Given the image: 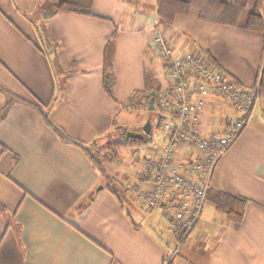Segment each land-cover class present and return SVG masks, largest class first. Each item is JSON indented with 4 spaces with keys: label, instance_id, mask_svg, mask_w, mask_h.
Instances as JSON below:
<instances>
[{
    "label": "crops",
    "instance_id": "obj_1",
    "mask_svg": "<svg viewBox=\"0 0 264 264\" xmlns=\"http://www.w3.org/2000/svg\"><path fill=\"white\" fill-rule=\"evenodd\" d=\"M39 2L0 0V85L47 111L61 132L87 150L59 138L25 103H13L0 118V264H264V92L210 182L212 189L247 200L242 220H228L208 198L178 247L160 210L132 213L105 187L88 156L95 142L103 144L119 128V118L128 117L122 109L139 112L144 73L155 57V27L176 52L207 54L247 90L257 80L264 32L202 20L196 8L162 24L158 0H92L90 16L46 17ZM32 20L40 27L34 29ZM111 39L115 82L109 97L102 71ZM56 56L68 76L59 92ZM132 95L136 102L129 103ZM4 98L0 92V104ZM212 109L211 122L219 115L217 105ZM106 161L105 173L126 185L125 173H115ZM98 184L104 187L95 193Z\"/></svg>",
    "mask_w": 264,
    "mask_h": 264
},
{
    "label": "built area",
    "instance_id": "obj_2",
    "mask_svg": "<svg viewBox=\"0 0 264 264\" xmlns=\"http://www.w3.org/2000/svg\"><path fill=\"white\" fill-rule=\"evenodd\" d=\"M150 48L166 71L158 112L167 119L157 123L160 141L150 142L149 152L137 159L139 183L128 193L138 208L160 210L178 247L201 218L217 161L246 125L258 80L247 90L206 55L176 52L157 27ZM215 105L219 115L211 122ZM107 157L114 160L111 152Z\"/></svg>",
    "mask_w": 264,
    "mask_h": 264
},
{
    "label": "trees",
    "instance_id": "obj_3",
    "mask_svg": "<svg viewBox=\"0 0 264 264\" xmlns=\"http://www.w3.org/2000/svg\"><path fill=\"white\" fill-rule=\"evenodd\" d=\"M38 8L39 11L48 12L49 16L60 13H77L90 16L92 15V0H40ZM190 8H196L198 10L199 18L205 21L264 32V0H158L156 12L158 19L162 24H171L176 14H185ZM113 45V39H111L105 45L103 53L102 88L109 97H112V90L115 82L113 75ZM203 55L208 57L207 54ZM208 58L213 64L219 66L212 58ZM54 63L56 71H63L57 56ZM256 79L258 80L256 97H258L264 92V52ZM235 83L238 84L237 82ZM161 86L162 85L157 79H155L153 71L146 70L144 73V88L141 91L143 99L140 103L145 110L150 112L155 110L156 112V106L158 107L161 94ZM152 91L155 92L153 97L154 109L149 110L148 101L151 97ZM0 92L5 95L4 101L0 104V118L4 117L5 112L13 103H25L40 112L45 123L53 129L59 138L64 141L74 142L51 122L47 111H44L42 108L31 102L16 97L1 85ZM132 101L136 102L133 95L128 99L129 103ZM153 127L154 124L151 122V132L148 135L142 133V136L139 138L126 139V131L119 132L118 137H116L115 134H107L105 135L104 139L106 140L103 144L107 145V148H109L108 151L113 154V158L115 159L117 158V154L113 149L114 146L121 142H128L131 140H136L139 143H146L152 135ZM139 129L140 128H137L133 131L138 132ZM76 145L79 144L76 143ZM101 145L96 144L95 142L94 147H92L93 151L91 150L92 152H88V156L92 161L93 166L104 179L105 187L112 191L119 200L121 198L124 200L128 198V200L133 201L129 194H127L128 189H126L125 185L121 182H116V180L105 173L102 167V161L103 159L105 160V155H101L99 152ZM81 147L87 150L85 147ZM139 180H141V178ZM207 198H210L215 203L216 209L228 220L235 223H239L242 220L247 203L245 198L215 190L211 187L208 189ZM135 206L137 207L136 204ZM174 232L176 233V231Z\"/></svg>",
    "mask_w": 264,
    "mask_h": 264
},
{
    "label": "rangeland",
    "instance_id": "obj_4",
    "mask_svg": "<svg viewBox=\"0 0 264 264\" xmlns=\"http://www.w3.org/2000/svg\"><path fill=\"white\" fill-rule=\"evenodd\" d=\"M45 13H47V12H44L43 16ZM39 19L42 20V16H40ZM27 20H29V19H27ZM29 22L33 26L34 29L37 27L38 28L40 27V21H38V20H34V21L32 20ZM37 38H38V35H37ZM40 43L43 44L42 48L46 47V45L43 41H40ZM154 58L151 57V59L149 60V62H148L149 67L151 68V71H153L155 79H157V81L160 84H164L166 71L164 70V67L161 63V60L159 58H157L156 56ZM51 64L53 65V61L51 62ZM55 76L57 79L56 82H57L58 92L63 91V89H61V88H64V83L62 81V77L65 76L66 80H67L68 76L66 75L64 70L62 71V74L59 75V73L57 72L55 74ZM65 85H67V83H65ZM252 88H253V86L250 89H252ZM134 95L136 96V100H137L138 94H134ZM126 104H123V106L121 108L125 107ZM126 109H122V110H125L126 112L129 113L128 117L126 119H120L119 118V120L117 122V127H119V128H116L115 132L113 133V134H115L116 137L119 136V132H121V131L127 132V131H133L134 129L140 128L138 130V132H140L141 126L147 120H150L154 124V127L152 129V135L146 143H139L136 140H131L128 142H121V143H119L113 147L114 151L116 152V154L118 156V158H117L118 161L112 162L110 160L106 161L104 159L102 161V162L106 161V164L112 165V167L115 169V173H118V171H117L118 169H120L123 173H125L126 179L123 181V183H125L126 184L125 186L128 187L129 185L133 186V185H137L139 183V181L136 177L137 169L139 166L137 159L140 156H142L143 154H147L149 152V146L148 145L150 142L155 141L158 138H161V135H162L161 126L158 127L157 123H158V121L162 122L163 120H165L167 118H165L164 116H161L162 114L158 112L157 106H156V112H155V110H153L151 112L147 111L142 106L139 109V112L135 111L136 113L135 112L132 113L131 110H126ZM155 133H157V136ZM157 141H160V140H157ZM108 149L109 148H107V145L102 144L100 146L99 152L101 155L104 154L105 155L104 157L107 158V154H105V153ZM100 178H101L102 183L105 184L104 179L102 177H100ZM98 185H100V184H98ZM128 191H129V189H128ZM124 203H125L126 207L134 214L136 211H138V212L141 211V209L134 208L133 206H131L126 200H124ZM161 225L164 226L165 228L168 227L166 225V223H164L163 221H161ZM166 230H169L170 232H168V231L167 232L173 236V233H172L170 228H167ZM173 238H174V236H173Z\"/></svg>",
    "mask_w": 264,
    "mask_h": 264
},
{
    "label": "water",
    "instance_id": "obj_5",
    "mask_svg": "<svg viewBox=\"0 0 264 264\" xmlns=\"http://www.w3.org/2000/svg\"><path fill=\"white\" fill-rule=\"evenodd\" d=\"M48 15V12L44 14V16L46 17ZM155 95V92L152 91L151 92V97L148 101V109L149 110H153L154 109V105H153V97ZM151 132V121L147 120L142 126H141V131L140 132H136V131H127L125 133V138L126 139H130V138H139L142 136V133L144 134H149ZM104 186L102 184L98 185L95 188V193H97L98 191H100Z\"/></svg>",
    "mask_w": 264,
    "mask_h": 264
}]
</instances>
